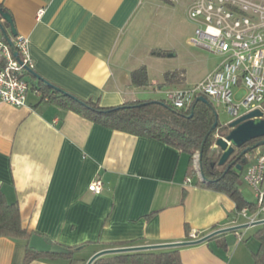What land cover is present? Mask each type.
Here are the masks:
<instances>
[{
    "label": "crops",
    "instance_id": "crops-1",
    "mask_svg": "<svg viewBox=\"0 0 264 264\" xmlns=\"http://www.w3.org/2000/svg\"><path fill=\"white\" fill-rule=\"evenodd\" d=\"M144 2L186 16L191 0H0L17 35L28 38L34 64L25 74L24 105L0 100V188L17 203L24 229L74 247L78 259L105 248L193 241L236 227L174 247L184 264H252L258 241L245 237L262 223H248L229 196L199 185L186 153L102 126L42 100L33 89L44 79L101 106L145 100L139 97L144 86L131 82V72L143 65L133 32ZM184 21L177 31L189 44L194 25ZM7 34L13 37L10 28ZM95 178L102 180L99 192L89 189ZM230 231L236 240L228 238ZM24 254L25 241L0 236V264H22ZM29 264L67 260L42 256Z\"/></svg>",
    "mask_w": 264,
    "mask_h": 264
},
{
    "label": "trees",
    "instance_id": "trees-1",
    "mask_svg": "<svg viewBox=\"0 0 264 264\" xmlns=\"http://www.w3.org/2000/svg\"><path fill=\"white\" fill-rule=\"evenodd\" d=\"M0 9L7 12L2 3H0ZM9 28V23L0 15V38L5 42H7L6 36ZM146 70L144 65L133 70L131 72L132 84L136 86L148 85ZM24 73L29 75L31 70ZM182 78L183 74L178 70L164 74L166 83H179ZM33 89L39 93L42 100L46 99L63 109L73 110L102 126L135 136L154 138L179 149L188 155L189 172L193 173V156L198 153L199 170L203 174V178L197 183L205 188L225 193L234 202L236 212L245 206L250 212L255 210V202L247 201L240 187L244 182L243 174L244 165L248 162L247 155L264 150V146H257L241 157H238V154L245 147L255 145L263 138L250 140L241 148L235 149L229 159L223 165H219L218 159L221 150L215 148L216 139L214 136L218 132L227 134L229 127L226 125L227 123L221 124L218 121L213 104L208 100L206 102L195 100L192 106L186 110L173 107L167 99L132 100L106 107L91 99H80L44 79H38L37 85H33ZM262 106L264 107V102ZM215 122V128L211 129ZM31 234L32 232L22 227L17 203L8 202L0 188V236L25 241V254L22 264H29L42 256L54 255L65 258L67 264H78L79 260L85 264L87 261V258L78 259L74 256V247L64 246L68 249L66 254L36 252L28 248ZM253 235L258 240V247L252 252V264H264V223L257 227ZM91 264L184 263L180 258L179 248L173 246L105 254L97 257Z\"/></svg>",
    "mask_w": 264,
    "mask_h": 264
},
{
    "label": "built area",
    "instance_id": "built-area-1",
    "mask_svg": "<svg viewBox=\"0 0 264 264\" xmlns=\"http://www.w3.org/2000/svg\"><path fill=\"white\" fill-rule=\"evenodd\" d=\"M186 16L194 25L188 43L221 56V60L200 81L168 91V102L177 109L186 110L203 96L212 104H222L233 120L257 108L264 117V3L191 0ZM11 40L13 47L0 38V100L19 107L24 105L29 90L24 72L32 70L34 64L28 38L15 35ZM235 87L246 90L238 102L234 101ZM247 159L243 180L254 192L255 210L249 213L245 206L239 214L253 223L264 218V150L247 155ZM196 173L199 175L197 170ZM101 186L102 180L95 178L89 189L99 192ZM189 237L196 238V233L191 232Z\"/></svg>",
    "mask_w": 264,
    "mask_h": 264
},
{
    "label": "rangeland",
    "instance_id": "rangeland-1",
    "mask_svg": "<svg viewBox=\"0 0 264 264\" xmlns=\"http://www.w3.org/2000/svg\"><path fill=\"white\" fill-rule=\"evenodd\" d=\"M252 1L264 3V0ZM141 6L140 10H144V13L142 18L137 21L138 28L133 32V41L135 42L133 44L135 45V56L139 64H143L147 69L149 85L142 88V94L139 97L145 100H165L167 99V92L177 86V84L180 87H185L203 79L208 72L216 67L221 60V56L197 46H190L186 43V37L184 38L183 31L181 33L177 31L185 24L184 19L188 21L182 10H179L176 15H170L166 10L156 9L154 6L147 5L146 2ZM160 50L164 54H153V52H159ZM176 70L181 71L183 79L179 83H166L164 80L165 72ZM154 79L158 83L153 82ZM158 87H160L159 90ZM233 92L235 102L240 101L246 94V90L243 87H235ZM213 108L221 124L227 123L226 125H228L233 120V116L225 110L222 104H213ZM224 135V132H218L214 138L216 139ZM216 149L219 148L217 147ZM192 165L199 172V175L197 174L198 177L201 176L198 153L194 154ZM247 166L248 162L244 165V171ZM240 188L247 201L253 200L254 193L248 184L243 182ZM244 218L246 219V217ZM253 233L254 230L249 232L245 240L258 241ZM226 235L228 238L232 237V241L236 240L233 232H227Z\"/></svg>",
    "mask_w": 264,
    "mask_h": 264
},
{
    "label": "water",
    "instance_id": "water-1",
    "mask_svg": "<svg viewBox=\"0 0 264 264\" xmlns=\"http://www.w3.org/2000/svg\"><path fill=\"white\" fill-rule=\"evenodd\" d=\"M0 15L2 18L7 21L10 25L11 34L13 36L17 35V32L14 28L12 18L8 12H4L0 9ZM6 41L13 47V43L11 38L7 35ZM14 56H17V52L13 51ZM196 100L207 101V99L203 96L198 97ZM216 126V122L212 125L211 129H214ZM229 130L227 134L224 136H220L215 140V146L221 150L220 157L218 159V164L223 165L231 156V154L235 151V149L241 148L250 140L256 138H263L261 141H258L255 145L247 146L243 150H241L238 154V157L247 154L251 149L257 146H264V117L263 112L260 109H254L249 111L238 118L232 120L228 123ZM206 138V137H205ZM204 143V141H203ZM202 143V144H203ZM244 161V160H243ZM230 166V165H229ZM241 167V166H237ZM201 177L203 178V174L201 173ZM264 223V218L258 221H255L251 224ZM247 225V224H245ZM243 226V225H242ZM236 227H230L225 229L215 230L208 235L193 241H184V242H173V243H164V244H156V245H135V246H126V247H112L102 249L93 255H91L85 264H91L97 257L110 253L117 252H125V251H137V250H148V249H157V248H165V247H173L180 246L185 244H192L199 241H203L217 233L224 232L227 230L234 229ZM28 248L39 252V253H50V254H66L68 253V249L61 244L54 242L52 239L47 236L32 233L29 241Z\"/></svg>",
    "mask_w": 264,
    "mask_h": 264
}]
</instances>
